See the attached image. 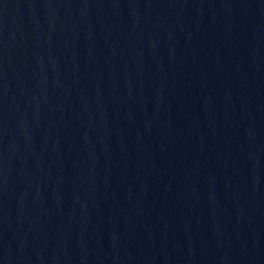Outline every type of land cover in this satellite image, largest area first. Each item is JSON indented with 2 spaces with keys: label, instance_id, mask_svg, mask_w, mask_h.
<instances>
[{
  "label": "water",
  "instance_id": "obj_1",
  "mask_svg": "<svg viewBox=\"0 0 264 264\" xmlns=\"http://www.w3.org/2000/svg\"><path fill=\"white\" fill-rule=\"evenodd\" d=\"M0 264H264V0H0Z\"/></svg>",
  "mask_w": 264,
  "mask_h": 264
}]
</instances>
